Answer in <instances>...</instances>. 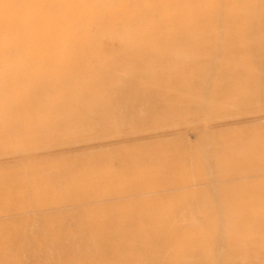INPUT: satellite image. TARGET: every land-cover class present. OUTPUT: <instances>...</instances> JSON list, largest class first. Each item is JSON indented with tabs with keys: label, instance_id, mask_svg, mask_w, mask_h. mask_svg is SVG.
Here are the masks:
<instances>
[{
	"label": "rangeland",
	"instance_id": "374dc122",
	"mask_svg": "<svg viewBox=\"0 0 264 264\" xmlns=\"http://www.w3.org/2000/svg\"><path fill=\"white\" fill-rule=\"evenodd\" d=\"M263 24L0 0V264H264Z\"/></svg>",
	"mask_w": 264,
	"mask_h": 264
},
{
	"label": "bare ground",
	"instance_id": "6f19581e",
	"mask_svg": "<svg viewBox=\"0 0 264 264\" xmlns=\"http://www.w3.org/2000/svg\"><path fill=\"white\" fill-rule=\"evenodd\" d=\"M264 25V24H263ZM264 47H262V49H261V51H260V54H262V56L264 55ZM235 75V74H234ZM238 75V74H237ZM38 100H39V98H37ZM136 190H138V189H136ZM133 239H134V237H133ZM135 240V239H134ZM136 241V240H135ZM157 244H159V242H157ZM257 262L259 261L258 259L256 260Z\"/></svg>",
	"mask_w": 264,
	"mask_h": 264
}]
</instances>
